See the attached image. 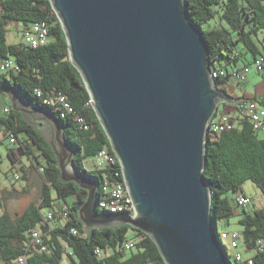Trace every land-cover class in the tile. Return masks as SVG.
<instances>
[{"label":"water","instance_id":"95a60500","mask_svg":"<svg viewBox=\"0 0 264 264\" xmlns=\"http://www.w3.org/2000/svg\"><path fill=\"white\" fill-rule=\"evenodd\" d=\"M50 1L120 159L135 216L97 210L100 183L77 171L52 111L11 87L0 95L52 146L60 179L87 190L79 209L86 230L129 224L154 240L167 264H233L212 221L203 171L211 119L222 103L241 99L212 78L208 44L185 0Z\"/></svg>","mask_w":264,"mask_h":264},{"label":"trees","instance_id":"16d2710c","mask_svg":"<svg viewBox=\"0 0 264 264\" xmlns=\"http://www.w3.org/2000/svg\"><path fill=\"white\" fill-rule=\"evenodd\" d=\"M185 5L190 19L205 36L212 69L223 68L227 72V75L215 79L222 90L227 91L226 86L231 82L233 72L242 71L261 58L263 68L258 71L264 79V0H185ZM41 20L49 25L51 39L47 44L31 47L23 42H7L6 25L10 21L25 24ZM213 21L217 23L206 27ZM247 53L253 60L240 64ZM6 58H13L19 69L0 73V89L11 87L33 106L50 110L60 119L64 139L74 152L75 168L100 183L96 200L97 210L102 212L98 202L104 180L99 171H87L83 162L105 146L111 147V142L92 106L81 73L69 58L66 34L50 0H1L0 62ZM245 83L235 84L244 89ZM38 89L43 91L40 96L37 95ZM56 93H62L70 100L76 112L90 124L89 129L77 128L71 116L62 117L43 103L44 98ZM239 98H250L264 105V96L248 97L244 94ZM239 101L235 105L222 104V111L237 110L234 119L239 121L216 139L208 138L203 173L211 189L214 227L218 230L220 221L229 223L236 207H242L239 223L243 227V242L247 248L255 250L257 240L264 239V206L250 212L238 203V197L246 194L232 196L230 192H238L246 180H252L264 195V137L259 135L249 117L242 113ZM0 124L7 130H13L17 137L16 148L9 150L11 157L15 159L17 153L27 155L31 162L29 166L38 169L44 179L39 203L31 202L15 216L8 211L0 214V264L15 263L17 257L24 253L23 247L37 225L45 233L43 237L47 250L39 252L33 249L28 258L29 264H63L67 260L73 264H167L154 240L141 229L123 224L94 228L92 233L86 230L79 209L87 197V190L75 182L60 179L58 157L52 146L38 128L12 107L6 93L0 95ZM19 133L24 136L20 137ZM3 139L0 135V142ZM26 167L24 177L28 179ZM53 191L58 199L67 203L58 212L52 207ZM71 195L74 199L69 204L67 198ZM48 207L55 214L51 220L59 217L63 222L56 226L49 225L50 220L41 224L44 215L51 211L46 210ZM65 210L68 211L67 219L61 215ZM72 228L80 233L86 232L87 236L74 234ZM130 231L133 232L131 237ZM130 239L134 241V246L127 249L125 244ZM97 248L102 250L101 256L96 253ZM253 258V264H264V250H255Z\"/></svg>","mask_w":264,"mask_h":264},{"label":"built area","instance_id":"2783aa9c","mask_svg":"<svg viewBox=\"0 0 264 264\" xmlns=\"http://www.w3.org/2000/svg\"><path fill=\"white\" fill-rule=\"evenodd\" d=\"M1 4V0H0ZM23 34L24 41L23 43L27 46L38 47L44 44H47L50 39L49 25L46 21H28L23 25ZM263 58L256 61L254 64L257 70H261ZM11 69L18 70L19 65L14 61L13 58H6L0 62V73L7 72ZM250 66L245 67L242 71L233 72L230 81L235 83H244L247 80V76L250 73ZM227 75L225 69H216L212 70V78L215 79ZM42 90H37V95L42 94ZM43 103L60 113L62 117L71 116L76 123L77 128L79 129H89L90 124L84 119L83 116H80L70 100L62 94L56 93L49 95L44 98ZM239 108L242 110V113L247 115L249 119L254 124L256 130L264 129V105L260 104L257 101H254L250 98L241 99L238 104ZM6 110H9L6 108ZM215 116L211 119L209 127L206 133V142L208 138L214 140L219 136L223 131L233 128L236 123L239 121L233 116L228 114L225 111H221L219 118ZM0 135L2 138H8L9 141L13 144L17 142V137L13 130L6 129L2 124H0ZM89 159L93 160V168H89L85 165L86 161ZM83 162L84 168L87 171H99L101 177L103 178L102 188L100 190L98 207L101 211L108 212H123L130 213L135 216V208L126 184V180L123 173V168L120 162L119 157L113 150L112 146H105L99 150L95 155ZM119 165V167H118ZM18 178V175H16ZM101 178V179H102ZM238 203L240 206L247 207L250 204V198L246 195H240L238 197ZM64 219L68 217V211H63L61 213ZM55 216L54 212L48 211L44 215V219L41 224H45L48 220L53 219ZM74 234H80L82 236H87V233H80L77 229L72 228ZM219 238L223 246L227 250V245L224 240L228 239L230 246L238 249L241 242L243 241V234L238 230L223 231L219 232ZM44 231L40 225L34 227L30 234V240L24 245V253L21 254L15 260L14 264H29L28 258L30 257V252H33V249L39 252L47 250V245L44 243ZM134 246V241L130 239L126 242L125 247L127 249ZM257 251L264 250V239L259 238L256 242ZM228 252V250H227ZM96 253L101 256L102 250L100 248L96 249ZM229 255V254H228ZM254 255V254H253ZM253 255L245 256L242 252L237 250L235 252V260L229 256L233 264H253L254 258ZM63 264H73L70 260L65 261Z\"/></svg>","mask_w":264,"mask_h":264},{"label":"rangeland","instance_id":"374dc122","mask_svg":"<svg viewBox=\"0 0 264 264\" xmlns=\"http://www.w3.org/2000/svg\"><path fill=\"white\" fill-rule=\"evenodd\" d=\"M216 23L217 21H213L211 25L208 24L206 27L209 28ZM23 25L24 22L17 23L13 21H10L6 25L8 43H19L24 41ZM249 60L252 61L253 57L251 54L247 53L244 59L240 60V64L248 62ZM250 69L251 71L247 76L245 88L251 93L264 95L263 74L257 70L254 63L250 65ZM235 86L237 87L239 85L235 84ZM237 88V91L239 92L243 87ZM229 90L233 92V87H230ZM222 104L217 110V119L223 110ZM237 112L238 111L234 109L227 111V113L233 117L237 116ZM259 135L264 137V129L259 130ZM19 136L23 137L24 134L19 133ZM0 143V214L4 211H8L12 216H15L18 213H22L31 202L39 203L41 201L44 179L38 169L34 166H29L30 159L27 155L17 153L15 159L13 158L14 156L11 157L9 150L16 148V144L11 143L8 138L3 139ZM85 165L89 168H93V160L89 159L86 161ZM25 166H29V171H27L26 174L28 179L24 177ZM16 175H18V178H16ZM238 193H244L250 198V204L247 206L248 211L251 212L254 209L264 206V195L252 180H246L242 184V189L238 192H230L232 196ZM53 197L54 203L52 207L58 212L67 203L62 199H58L54 191ZM73 199L74 197L71 195L67 198V202L70 204ZM242 209V207H236L234 214L229 218V223H226V221H220L218 224V231H241L243 227L239 223V219L242 217ZM46 210H51V208L48 207ZM61 222H63V219L56 217L54 220H50L49 224L51 226H56ZM132 234L133 232L130 231V237ZM224 242L227 245L228 254L232 260H235V252L237 250L242 252L245 256H250L255 253V250L247 248L243 241L238 249L231 247L228 239H225Z\"/></svg>","mask_w":264,"mask_h":264},{"label":"crops","instance_id":"0c3cea01","mask_svg":"<svg viewBox=\"0 0 264 264\" xmlns=\"http://www.w3.org/2000/svg\"><path fill=\"white\" fill-rule=\"evenodd\" d=\"M247 81V80H246ZM246 84V83H245ZM230 87H233V92H231L230 90H229V88ZM237 87H242L241 85H239V86H237ZM236 86H235V83H233L232 81L230 82V83H228V85L226 86V89H227V92L232 96V97H242L244 94L246 95V96H248V97H251V96H253V95H259V94H256V93H251V92H249L246 88H245V85H244V89L242 88L239 92L237 91V88ZM244 90V91H243ZM235 91V92H234ZM231 92V93H230ZM259 96H264V95H259ZM9 103H10V101H9ZM11 104V103H10ZM31 107H32V105H31ZM21 112V111H20ZM22 114V113H21ZM36 121V123H43L42 121H38V120H35ZM1 144V143H0ZM17 156V155H16ZM30 165H31V162H30ZM29 167V166H28ZM28 167H26L27 168V170L29 171V169H28ZM50 225V224H49Z\"/></svg>","mask_w":264,"mask_h":264}]
</instances>
